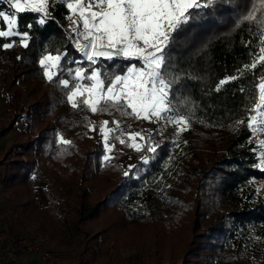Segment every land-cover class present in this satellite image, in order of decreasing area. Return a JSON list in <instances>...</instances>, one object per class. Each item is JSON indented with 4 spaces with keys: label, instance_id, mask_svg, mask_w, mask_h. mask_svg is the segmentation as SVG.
I'll use <instances>...</instances> for the list:
<instances>
[{
    "label": "trees",
    "instance_id": "trees-1",
    "mask_svg": "<svg viewBox=\"0 0 264 264\" xmlns=\"http://www.w3.org/2000/svg\"><path fill=\"white\" fill-rule=\"evenodd\" d=\"M251 4L252 0H216L212 7L204 9L175 34L167 52L170 71L182 77L174 88L173 104L190 118L182 154L186 160H196L200 144L206 141L204 144L211 160L207 161L208 166H199L194 171L196 187L204 188L202 183L207 179L215 182L217 187L213 192L218 204L217 211L211 212V218L203 223L201 232L196 235L198 241L190 242L186 256L171 264H264V246L250 251L244 247L243 237L239 234L241 225L264 220V199L256 205L249 207V203H245L239 208L230 198L250 178L264 179V171L254 168L256 156L248 142L249 129L236 123L248 115L244 109L252 95V74L216 91L221 80L250 63L257 48L261 26L246 21L237 26V21L247 14ZM3 9L8 6L0 3V10ZM48 10L52 18L43 26L34 23L42 14H18L19 30L29 31L28 47L22 46L19 37L0 38V45L14 44L11 48L0 47V97L6 104L5 113L0 117V137L22 124L21 129L16 130L19 139L0 156V189L8 193L4 201L13 211L30 210L33 218L44 219V224L45 218L51 216L49 210L58 216L64 212L65 218L85 214L80 216L81 221L96 227L100 225L96 233L108 230V239L114 246H119L125 238L120 236L121 231L115 232L112 228L120 223L103 224L111 219L104 212L107 209L118 211L138 199L143 181L164 171L163 163L171 156L172 142L166 137L157 143L160 147L156 153H148L149 167L142 173L131 168L127 170L130 172L128 177L116 159L103 160V142L90 135L94 116L100 119L112 117L123 123L134 118L122 115L115 108L93 113L87 107L73 108L69 104L67 95L73 85L66 89L59 80H71L67 69H75L78 65L72 61L80 60V57L67 34L69 10L66 5L52 0ZM29 23L34 24L30 30L27 28ZM59 53H66L61 60L64 71L49 81L39 60L46 54ZM128 64L99 62L104 72L115 74H122ZM80 66L87 68V62ZM261 72L264 67L255 70L256 76ZM241 88L249 91L241 92ZM20 94L24 95L26 105L18 100ZM134 123L142 122L135 120ZM61 138L70 144L60 143ZM147 147L145 144L141 151L145 152ZM134 165L145 167L141 161ZM40 167L59 184L60 189L54 192L68 198L73 192L74 204L57 200L58 195L52 194L44 212L37 211L32 176ZM99 182H108L109 186L99 192L96 211L93 208L86 210L85 203L89 204V198L95 197L91 191ZM197 191L192 193L196 202L199 200ZM23 197L25 201L21 202ZM59 201L63 210L59 209ZM205 250L209 251L208 259L204 256ZM78 259L73 264H87L81 257Z\"/></svg>",
    "mask_w": 264,
    "mask_h": 264
},
{
    "label": "snow or ice",
    "instance_id": "snow-or-ice-1",
    "mask_svg": "<svg viewBox=\"0 0 264 264\" xmlns=\"http://www.w3.org/2000/svg\"><path fill=\"white\" fill-rule=\"evenodd\" d=\"M66 5L71 15L70 30L75 34L74 48L80 53V60L72 63L78 66L67 69L70 79H61L59 84L64 88L73 85L67 95V100L73 108L87 107L91 112H107L109 108L121 111L122 115H131L135 119H144L152 122L164 120L169 124L183 125L178 127L184 131L190 118L183 115L173 104L174 88L182 79L173 75L169 69L168 49L175 34L189 24L204 9L212 7L216 0H59ZM0 3L9 6L8 11L0 10V38L19 37L23 47H28L29 31H20L18 14H42L34 20L35 24L45 25L51 18L49 6L52 0H0ZM255 23L261 26L257 36V48L251 56L250 63L236 69L234 75L221 80L216 87L220 91L224 85L239 80L246 74H252V95L248 98L245 111L246 120H239L251 130L252 135H264V72L256 76L255 70L264 67V0H252L251 8L246 15L237 21ZM34 26L29 23L30 30ZM13 43L0 45L3 48L13 47ZM66 53L57 55L47 54L40 58L39 64L45 78L49 81L58 73L64 71L61 60ZM19 59V57H18ZM128 61L129 64L122 74L104 72L99 66L100 60ZM132 61H135L133 63ZM87 62V68L82 65ZM55 70V71H53ZM74 73V76H73ZM74 81H90L85 86ZM241 92L249 89L241 88ZM86 94V95H85ZM181 104L184 101H180ZM127 109H131L130 112ZM119 127L118 121H113ZM108 121L101 126L104 135L106 153L111 151L108 145V133L115 129L105 130ZM141 133L129 134L130 139ZM70 144L69 141H59ZM120 143H125L123 139ZM135 150H141L144 145L130 144ZM262 151L259 167L264 168V139L258 145ZM160 145L148 146L147 151L155 154ZM105 161L111 159L106 154ZM149 157H142L144 164L149 163ZM135 168V165H130ZM125 177L130 172H124Z\"/></svg>",
    "mask_w": 264,
    "mask_h": 264
},
{
    "label": "rangeland",
    "instance_id": "rangeland-1",
    "mask_svg": "<svg viewBox=\"0 0 264 264\" xmlns=\"http://www.w3.org/2000/svg\"><path fill=\"white\" fill-rule=\"evenodd\" d=\"M72 40L74 41V36H70V41ZM20 99L24 100L23 97ZM5 105L0 97V117L5 113ZM21 127L22 124L19 123L15 130ZM178 127H183V125L169 124L164 120L141 123L137 125V128L117 127V124L113 122L105 126L106 131L115 129L110 133L107 143L113 147L115 143L121 144L117 146V151L120 158L119 166L124 171L131 169L130 165L138 161L142 162V157H148L149 153L147 150L137 151L130 147V144H147V146L154 147L166 137L172 142L171 156L163 163L164 171L152 179L143 181L138 199L132 205L123 206L118 211L107 209L104 212L106 217L109 216L111 219L103 224L110 221L120 223L114 225L112 231H121L120 236L125 238L122 245L112 244L107 237L108 230L96 233L101 228L100 225L96 227L95 224L81 221L80 216L83 217L85 214L65 218L64 212L58 216L50 211L52 218H56L55 224L50 229H44L42 232L36 224H33L17 234L9 233L13 236H7L8 243L3 242L0 247L2 251H5L12 245L11 238L19 236L25 238L27 242L36 243L39 248L55 252L57 261L55 263L42 262L37 252H31L27 247L15 246L5 264H73L79 261V257L87 264H171L183 259L190 242L198 241L196 235L201 232L203 223L211 218V212L217 211L218 204L213 192V189L217 187L215 182H209L207 179L202 183L205 185L204 188L196 187L197 178L194 171L199 166H208L207 161L211 160L208 156V148L204 144L206 141L200 144L196 160H186L181 149L188 138L186 130L178 132ZM249 132L248 142L252 144V151L256 156L254 168L264 171V168L258 166L262 151L258 145L260 140L264 139V135L253 136L250 129ZM134 133H141L145 139L141 140L139 136L130 139L129 134ZM125 138L128 139L127 143ZM18 139L16 132L3 136L0 139V156ZM121 139L126 144L120 143ZM148 167L149 163L142 168L135 166V169L137 173H142ZM42 170H44V175L37 177L33 189L39 203L44 201L42 204L45 205L47 198L52 195L47 193L46 189H49L52 183L55 187L57 182L48 181L44 177L46 170L43 167ZM108 186V182H99L94 186L91 192L95 197L89 198V204L85 203L86 210L93 208L96 211L99 192H103V188L107 190ZM195 189L198 190L197 196L199 195L197 202L192 198ZM2 197L3 192L0 191V202ZM230 198L239 208L245 203H249V207L258 204L261 199H264V179L250 178ZM65 200L71 201L70 204L75 202L74 196L70 199L65 197ZM117 207H120L119 204ZM59 209L63 210L60 206ZM239 234L243 237L244 247L250 251L264 246V220L252 221L244 227L241 225ZM0 237L3 238L1 235ZM208 252V250L204 251L206 259H208Z\"/></svg>",
    "mask_w": 264,
    "mask_h": 264
},
{
    "label": "crops",
    "instance_id": "crops-1",
    "mask_svg": "<svg viewBox=\"0 0 264 264\" xmlns=\"http://www.w3.org/2000/svg\"><path fill=\"white\" fill-rule=\"evenodd\" d=\"M7 5V4H6ZM8 6V5H7ZM4 11H8L9 10V6H8V9H3ZM69 10V9H68ZM69 15H71V12L69 10ZM70 24H71V21L68 19V22H67V25H66V30H67V34L70 35V36H75L74 33L71 32L70 30ZM47 55V54H46ZM52 55V54H51ZM134 63V62H133ZM55 71V70H53ZM76 83H81V84H84L85 86H87L88 84H90L91 82L90 81H76ZM86 95V94H85ZM21 97H23V101H21ZM18 100L22 103H24V105H26V100H25V97L23 94H20L18 95ZM71 105V103H69ZM6 106V105H5ZM72 106V105H71ZM129 111H131V109H129ZM134 118V117H133ZM137 120V119H133L131 120L130 122L128 121L127 123H123L122 121L120 122L119 120H117L116 118H112V117H106V118H97L96 116H94L92 122L90 123V135L94 138V139H100L102 142H103V147H104V155L102 158H104V156L106 154H108L111 159L108 160V161H111L112 159H116L117 162L120 164L119 162V154H118V148L117 146L118 145H121L119 143H115V147L111 146V151L106 153V150H105V144H104V135L101 133L100 129H101V126L103 124L104 121H108L109 122H113V121H118L119 122V126H129V127H132V128H137V125H135L136 123H134V121ZM139 121H141L142 123H148L149 120H144V119H139ZM116 124V123H115ZM21 129V128H20ZM19 130V129H18ZM12 132H16V130H12L10 131L9 133L5 134V135H8ZM107 132V131H106ZM17 134V133H16ZM3 135V136H5ZM2 136V137H3ZM0 137V139L2 138ZM18 137V136H17ZM108 137H110V133H108ZM125 141L126 143L128 142V139L125 138ZM125 143V144H126ZM121 146H119L120 148ZM115 149V150H114ZM104 160V159H103ZM44 169V168H43ZM44 170H42V167H40L38 169V171L36 172V174H34L32 177L34 179V186H35V181L37 179V177H40L42 175H44ZM47 178V180L49 181H53L50 177H48L46 174L45 176ZM50 187V186H49ZM60 189V186L59 184L57 183V185H53V183L51 184V187L49 189H46V192L47 193H50V194H53L54 196L55 195H58L56 197V199L58 200H62V201H66L65 200V197L66 195L65 194H61L59 192H54L55 190H59ZM0 191L3 192V197H2V201L0 202V235L3 236V237H7V236H13V235H10L9 233H15L17 234L20 230H26L28 229L29 226L33 225V224H36L37 227L42 231L44 232V229H50L52 225L55 224V220L56 218H52L51 216H49L50 218H45V224H44V219L42 221H39V220H36L33 218V215L31 214L30 210H26V209H23V208H20L18 209V211H13L12 208L10 207V205H7V203L4 201V198L5 197H8V193H5L2 189H0ZM34 196L37 200V211L38 212H44V207H46L48 205V198H47V204L45 203L42 204L44 201L40 202L38 201V197H37V194L35 193L34 191ZM71 196H74L73 192L70 193V196H69V199L71 198ZM27 199V198H26ZM74 199H75V196H74ZM21 202H24L25 201V198H21L20 200ZM68 202L71 203V201L67 200ZM60 202V201H59ZM42 204V205H40ZM61 204L62 202H60V204H58V206L61 207ZM52 211V210H49V212ZM3 230V231H1ZM7 240V239H6ZM8 243V241H7Z\"/></svg>",
    "mask_w": 264,
    "mask_h": 264
},
{
    "label": "built area",
    "instance_id": "built-area-1",
    "mask_svg": "<svg viewBox=\"0 0 264 264\" xmlns=\"http://www.w3.org/2000/svg\"><path fill=\"white\" fill-rule=\"evenodd\" d=\"M75 37V36H74ZM71 43L74 45V41L72 40ZM79 57L81 59V55L80 53ZM8 240H6V237L1 238L0 237V245L3 242H6ZM11 246L6 248L5 251L1 250L0 247V264H5L6 260L8 257L11 256L13 248L15 246L18 247H27V249L31 252H37V254H39V258L42 262H51V263H55L57 261V254L51 250L48 249H42L39 248L36 243H31V242H27L25 241V238H20L19 236L15 237V238H11Z\"/></svg>",
    "mask_w": 264,
    "mask_h": 264
},
{
    "label": "water",
    "instance_id": "water-1",
    "mask_svg": "<svg viewBox=\"0 0 264 264\" xmlns=\"http://www.w3.org/2000/svg\"><path fill=\"white\" fill-rule=\"evenodd\" d=\"M100 61H106V60L101 59ZM115 61L129 63L128 61H123V60H119V59H117V60H115ZM132 62H135V61H132Z\"/></svg>",
    "mask_w": 264,
    "mask_h": 264
}]
</instances>
